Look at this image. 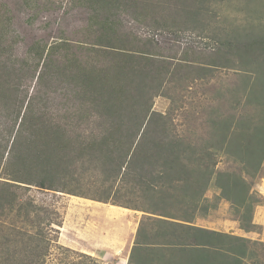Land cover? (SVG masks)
I'll return each mask as SVG.
<instances>
[{
    "label": "trees",
    "instance_id": "16d2710c",
    "mask_svg": "<svg viewBox=\"0 0 264 264\" xmlns=\"http://www.w3.org/2000/svg\"><path fill=\"white\" fill-rule=\"evenodd\" d=\"M53 1L0 0V165L9 156L0 180V264L45 263L48 235L61 224L34 204L33 188L145 213L150 223L139 229L131 264H258L255 246L263 243L195 221L217 208L208 197L214 187L217 203L243 211L241 229L256 228L264 30L237 36L236 28L212 61L198 62L159 54L156 37L204 30L208 12L217 16L213 0H71L70 10L86 7L78 14L85 24L59 29L48 16L69 12L54 17ZM23 11L30 26L43 13L44 26L20 54L13 19ZM125 21L152 35H136ZM236 62L240 70L228 67ZM227 68L239 77L228 99L215 90L208 108L187 101ZM159 97L170 100L168 112L154 110ZM223 160L235 167L218 171Z\"/></svg>",
    "mask_w": 264,
    "mask_h": 264
},
{
    "label": "rangeland",
    "instance_id": "374dc122",
    "mask_svg": "<svg viewBox=\"0 0 264 264\" xmlns=\"http://www.w3.org/2000/svg\"><path fill=\"white\" fill-rule=\"evenodd\" d=\"M70 1L54 0L51 3V11H53L54 17L60 16L62 18L63 12H69L67 18L63 17V20L59 19L58 21L48 16V20H53L52 27L54 29L65 28V25L72 23L74 20H76L74 22L76 27L85 24L83 20L85 14L83 18L78 14L85 12L86 7L81 6L79 3L78 5L74 4L77 10H70L71 7L68 3ZM212 4L214 9L211 5L210 8L212 12L213 10L216 11L217 16L214 19L212 14L208 12L207 19L211 23L210 26L205 27L202 31L201 28L188 26L180 34H160L156 37L158 42L157 52L181 59L186 57L189 60L200 57V60L194 61L208 62L216 57L214 50L217 47L221 48L223 42L228 40V37L233 34L236 28L237 36H246L251 31L257 33L264 30V0H213ZM73 15H76V17H72ZM41 16H43V13L40 14L39 21L30 26L29 14L26 11L15 14L13 27L19 31L20 36L24 39V42H21L19 46L20 54L24 53L25 46L32 41V37L36 33L34 29L44 26ZM81 19L82 21H80ZM125 25L127 30L144 39L152 35L151 31L143 24L125 21ZM37 32H41L42 35L46 36L45 30H38ZM68 32L72 33V28H68ZM214 33H216V36H214ZM228 67L241 69L238 62L234 66L230 65ZM234 69H220L212 87H194L193 91H199L192 92L193 94L189 93L186 98L187 101L193 103L200 100L199 104L208 108L211 105L212 92H215V90H221L225 94L224 101L228 99L227 89L233 88L234 83L239 78L234 74ZM202 93L205 95L201 96ZM187 106L189 107V104ZM169 108V99L165 97L156 99L155 111L166 113ZM197 111L199 112V110ZM198 116H201V114L198 113ZM177 119H182V116L180 115ZM8 158L9 156L5 153V159L0 165V180L4 176V163ZM232 166L234 165L223 160L217 169L218 171H225ZM262 179H264V168L256 184ZM255 192L258 194L256 197L259 199L263 197L256 190ZM218 193H220L219 189L214 187L209 191L208 195L211 197L212 204H216L217 208L221 203L226 206L218 213H216V208L210 210L212 217H224L225 219L234 220L238 222L241 228L239 218L243 211L237 212L236 208L225 200L217 203L216 194ZM27 195L35 198L33 200L34 204L52 211L51 219H55L57 223L61 224V226L54 225L56 230L50 231L51 233L48 235L53 239V242L43 264H131V253L138 240L139 229L141 225L146 227L150 223L145 213L113 206L110 203L105 204L66 193L40 191L36 188L28 191ZM91 195L93 194L91 193ZM261 204L264 205V200H261ZM223 214L224 216H222ZM254 230L258 233L262 232L260 226H256ZM252 241L264 244V241ZM255 249L257 251L256 258L259 260L258 264H264V246H255Z\"/></svg>",
    "mask_w": 264,
    "mask_h": 264
},
{
    "label": "crops",
    "instance_id": "0c3cea01",
    "mask_svg": "<svg viewBox=\"0 0 264 264\" xmlns=\"http://www.w3.org/2000/svg\"><path fill=\"white\" fill-rule=\"evenodd\" d=\"M255 190L263 196L262 199L264 200V179L256 184ZM208 197L211 198L209 195ZM225 206L226 205L224 203H221L219 207L216 208V213L221 211ZM222 216H224V214ZM253 223L256 226H260L262 228V232L258 233L255 230L246 232L240 228L238 222L231 219H225L224 217H212L211 212H208L206 216H202L201 214L197 215L195 221V225L202 228L231 233L251 240L264 241V205L260 204L255 208Z\"/></svg>",
    "mask_w": 264,
    "mask_h": 264
}]
</instances>
